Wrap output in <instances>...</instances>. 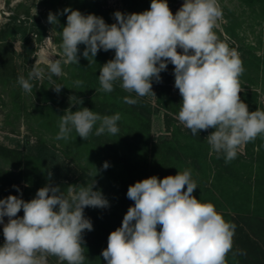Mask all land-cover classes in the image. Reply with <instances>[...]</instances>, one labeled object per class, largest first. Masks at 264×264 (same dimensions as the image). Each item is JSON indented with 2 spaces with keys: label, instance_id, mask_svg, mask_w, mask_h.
<instances>
[{
  "label": "clouds",
  "instance_id": "9594fccd",
  "mask_svg": "<svg viewBox=\"0 0 264 264\" xmlns=\"http://www.w3.org/2000/svg\"><path fill=\"white\" fill-rule=\"evenodd\" d=\"M59 14H67L59 45L64 64H79V45L85 46L83 57L93 62L100 50L114 51V58L100 68L102 91L111 93L119 81L128 93L155 96L153 81L161 82L160 73L172 64L174 87L182 97L178 120L193 136L214 129L206 140L218 159L223 156L229 163L240 146L264 136V110L249 111L240 97L243 62L214 31L223 15L218 0H184L175 14L167 0H151L150 8L141 13L116 11L113 24L71 8ZM47 22L57 25V14L50 12ZM44 60L47 78L54 83L53 77L63 74L61 60ZM43 75V68H33L18 83L31 94L30 81ZM74 84L80 87L83 81ZM52 88L59 93L63 86ZM69 99L75 101L71 106L83 104L75 95ZM123 99L129 105L137 103L129 96ZM71 106L60 116L55 139L68 140L73 130L84 141L94 128L96 136L119 132V113L101 116L87 107L73 112ZM108 167L105 162L103 168ZM95 185L94 178L91 184L69 185L65 196L61 186L48 183L30 201L15 195L0 199V264H48L49 256L61 264H85L84 233L92 231L93 224L84 209L110 206ZM197 188L190 169L130 185L126 195L134 203L108 236L101 252L106 264H228L236 225L212 203L197 199ZM21 210L23 216L18 217ZM238 254L246 253L233 256Z\"/></svg>",
  "mask_w": 264,
  "mask_h": 264
},
{
  "label": "trees",
  "instance_id": "16d2710c",
  "mask_svg": "<svg viewBox=\"0 0 264 264\" xmlns=\"http://www.w3.org/2000/svg\"><path fill=\"white\" fill-rule=\"evenodd\" d=\"M245 1L252 3L256 0ZM257 1L264 15V0ZM49 2L52 13L57 14L59 23L55 26L58 32L67 23V14H59L65 8L79 10L85 15L94 14L102 17L107 24L116 22L113 14L119 11L104 7L98 0ZM150 4L148 0H123L124 14L141 13L148 10ZM235 20L226 27L228 34L233 36H236ZM34 24L41 40L48 27L36 19ZM107 52L100 50L94 58L95 62L80 57L75 69L89 68L91 72L87 73V76H90V80H86L85 73L74 72L72 80L68 79V82L72 84L71 82L80 80L81 76L86 87L90 82L89 86L96 83V89L101 88L98 78L100 73L94 71L105 64ZM250 61H253L257 68L264 67V51L261 54L254 53ZM160 76L158 102L166 110V125L170 135L162 137L159 142L153 141L151 137L150 107L135 95L121 90V93L112 91L102 93L103 96H94L89 86L88 90L76 93L83 104L71 107L73 112L87 107L101 116L119 113L121 116L119 121L124 126V130L119 129L116 135L106 132L96 136L94 128L85 141L77 136L75 130L68 140H60L66 147V153L74 154L79 161L83 173L79 185L91 184L94 178L96 181L94 190L102 191L110 205L108 209L90 207L84 209L85 216L93 224V230L84 233L87 256L85 264H106L101 252L107 248L108 236L121 226L124 215L134 203L126 195L130 185L153 175L160 179L169 175L174 176L178 171L185 169L191 170L192 178L198 185L193 195L201 202L212 203L217 212L226 221L234 223L235 230L244 237L243 248L229 253L228 264H264V136H258L255 141L247 143L246 154L237 150V157L231 162L225 163L223 156L218 159L206 140L214 129L201 131L193 136L178 119L177 121L175 119L176 123L173 122L174 117L178 118L182 97L174 96L170 85L171 78L166 73H160ZM80 87L77 88L81 89ZM62 92L59 93L64 100L66 91ZM246 94L243 91L240 93L243 102ZM125 96L136 99L137 103L135 105L125 103L123 99ZM48 107L51 111L49 115L54 119L52 126L59 132L60 116L70 105L61 109L52 105ZM80 156L85 158V165L82 164ZM2 158L13 161L14 170L0 168V199L15 195L30 201L35 197L37 190L48 183L61 186V192L65 196L69 195L68 186L71 184L62 179L66 171L62 152L44 139L27 144L26 151L0 145V159ZM105 162L109 164L106 170L103 168ZM3 243V232L0 231V246ZM239 252L246 254L233 256V253Z\"/></svg>",
  "mask_w": 264,
  "mask_h": 264
},
{
  "label": "rangeland",
  "instance_id": "374dc122",
  "mask_svg": "<svg viewBox=\"0 0 264 264\" xmlns=\"http://www.w3.org/2000/svg\"><path fill=\"white\" fill-rule=\"evenodd\" d=\"M50 0H0V145L10 148H18L26 151L27 144L36 143L44 139L48 144L54 145L62 152L66 163V171L62 179L67 180L71 185H79L80 177L83 175L79 166V161L74 154L66 153V147L60 140L55 139L58 134L53 127L54 119L49 115L51 112L49 106L64 108L63 106L74 103L69 98L76 96L78 91L88 90L84 84V78L81 89L77 88L74 82L70 84L68 79L72 80L73 73H85L86 80H90L91 70L75 69L74 64H64L62 51L59 47L61 43V34L56 26L47 22L49 13H52ZM106 8L116 9L124 13L123 0H98ZM151 2V0H148ZM222 9V19L218 21L219 27L214 31L218 39L225 42L230 49L238 52L243 61L244 72L240 77L241 91L247 93L245 101L250 108L262 110L264 107V67H258L250 61L253 54H261L264 51V15L262 14L259 2L252 3L245 0H218ZM170 10L175 14L184 3V0H167ZM126 13V14H131ZM38 20L48 27L46 34L40 40L37 32V26L34 20ZM234 21L236 36L228 34L226 27ZM16 31V33H14ZM85 46L79 45V55L83 58ZM178 51H181L178 49ZM114 51L109 50L106 55V62L114 58ZM44 57H50L55 60H61L63 74L59 77H53V82L47 78L48 70ZM80 60V59H79ZM96 61V60H95ZM105 62V63H106ZM33 68H43V78H37L30 83L33 84L32 93H26L18 83V78L23 76L28 78V74ZM100 73V69L94 71ZM166 73L171 78L170 85L172 93L176 98L180 97L179 90L174 87V66L168 64ZM257 73H260L259 75ZM61 85L60 92L66 94L64 100L62 95L57 94L52 87ZM96 85V83H95ZM95 85L89 86L94 96H103L104 91L101 88L96 89ZM161 82L153 81L152 90L154 95L138 97L141 101L150 107L151 110V137L153 141L159 142L162 137L170 135L166 125V110L158 102V95ZM123 90L120 82L114 84V93H121ZM77 97V96H76ZM80 99V98H78ZM76 106L72 105L71 107ZM177 117H174L176 123ZM179 122V120H178ZM118 128L124 130L123 124L118 121ZM209 134V133H208ZM243 154L247 153L246 144L238 148ZM82 164H86L84 157H81ZM13 161L0 159V168L14 170ZM69 194V193H68ZM25 200L24 198H22ZM26 201V200H25ZM104 209H108L104 208ZM18 217L23 216L21 210ZM7 223V217L4 218ZM0 231L3 232V225L0 224ZM244 237L242 233L235 230L233 238L232 252L243 248ZM48 264H61L55 256L48 257ZM66 264V262H64Z\"/></svg>",
  "mask_w": 264,
  "mask_h": 264
}]
</instances>
